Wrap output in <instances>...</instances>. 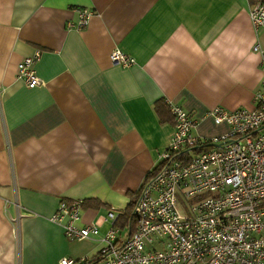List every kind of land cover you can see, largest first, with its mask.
I'll return each mask as SVG.
<instances>
[{
  "label": "crops",
  "instance_id": "crops-1",
  "mask_svg": "<svg viewBox=\"0 0 264 264\" xmlns=\"http://www.w3.org/2000/svg\"><path fill=\"white\" fill-rule=\"evenodd\" d=\"M255 1L0 0V264L96 259L108 221L69 241L48 217L74 198L87 201L79 225L124 211L172 134L165 101L204 139L229 129L211 109L253 108L261 70L251 47L264 43L247 14ZM76 8L92 15L68 29ZM114 48L134 64L111 63ZM36 49L41 83L28 88L16 65Z\"/></svg>",
  "mask_w": 264,
  "mask_h": 264
},
{
  "label": "built area",
  "instance_id": "built-area-1",
  "mask_svg": "<svg viewBox=\"0 0 264 264\" xmlns=\"http://www.w3.org/2000/svg\"><path fill=\"white\" fill-rule=\"evenodd\" d=\"M247 14L254 29L264 30L262 1L253 2ZM76 15L66 21L68 29L83 28L92 12L76 8ZM251 49L261 70L253 108L208 112L215 123L228 125L226 133L194 136L197 120L165 101L172 134L140 185L128 213L132 227L121 234L115 225L121 211L112 207L79 225L83 200L58 202L48 219L61 224L69 241L97 236L103 221L110 224L96 259L62 257L58 264H264V43ZM39 56L36 49L17 62L16 78L28 88L41 83L33 68ZM108 58L122 67L134 64L117 48Z\"/></svg>",
  "mask_w": 264,
  "mask_h": 264
},
{
  "label": "trees",
  "instance_id": "trees-1",
  "mask_svg": "<svg viewBox=\"0 0 264 264\" xmlns=\"http://www.w3.org/2000/svg\"><path fill=\"white\" fill-rule=\"evenodd\" d=\"M164 105H165V103H164ZM154 109H155V111L157 112V114L159 115V117H160V120H162V117H161V110L158 108V106H157V104H154ZM165 110H166V113L167 114H169V111H168V108H167V106L165 105V108H164ZM162 112H163V109H162ZM169 116H170V118H171V115L169 114ZM171 122H172V118H171ZM156 167V166H155ZM155 167L149 172V174L148 175H150L153 171H154V169H155ZM147 175V176H148ZM137 193H138V191H137ZM137 195V194H136ZM134 202V201H133ZM133 202L131 203H129L128 204V206H127V208L124 210V211H121L119 214H118V216L119 217H121V220H118L119 222H118V224H117V222L115 223V225L116 226H119V227H122L123 226V228H124V226L125 227H132V225H131V222H130V218H129V216H128V212H129V210H130V208H131V206L133 205ZM87 203V201H85L84 202V200H83V204L82 205H85Z\"/></svg>",
  "mask_w": 264,
  "mask_h": 264
}]
</instances>
